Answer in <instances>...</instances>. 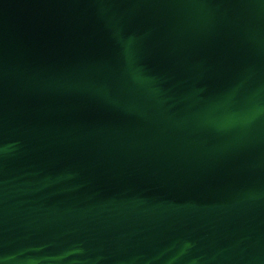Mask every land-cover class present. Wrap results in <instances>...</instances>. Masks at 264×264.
Wrapping results in <instances>:
<instances>
[{
	"label": "water",
	"instance_id": "obj_1",
	"mask_svg": "<svg viewBox=\"0 0 264 264\" xmlns=\"http://www.w3.org/2000/svg\"><path fill=\"white\" fill-rule=\"evenodd\" d=\"M0 264H264V0H0Z\"/></svg>",
	"mask_w": 264,
	"mask_h": 264
}]
</instances>
